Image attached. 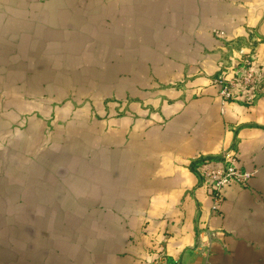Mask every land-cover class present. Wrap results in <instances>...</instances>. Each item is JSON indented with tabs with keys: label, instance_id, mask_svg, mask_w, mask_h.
<instances>
[{
	"label": "crops",
	"instance_id": "1",
	"mask_svg": "<svg viewBox=\"0 0 264 264\" xmlns=\"http://www.w3.org/2000/svg\"><path fill=\"white\" fill-rule=\"evenodd\" d=\"M241 50L264 73V0H0V264H264V97L213 83ZM231 149L215 214L194 163Z\"/></svg>",
	"mask_w": 264,
	"mask_h": 264
},
{
	"label": "built area",
	"instance_id": "2",
	"mask_svg": "<svg viewBox=\"0 0 264 264\" xmlns=\"http://www.w3.org/2000/svg\"><path fill=\"white\" fill-rule=\"evenodd\" d=\"M254 65V54L244 50L240 51L236 66L228 63L220 65L213 83L219 88L222 103L242 99L252 105L264 97V73L257 72ZM194 170L212 200L211 210L215 214L221 211L228 188L238 186L247 189L257 174L256 171H247L239 166L238 154L234 149L225 151L219 160L199 159L194 163ZM158 252V260L146 264H172L162 246Z\"/></svg>",
	"mask_w": 264,
	"mask_h": 264
}]
</instances>
